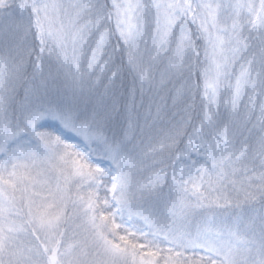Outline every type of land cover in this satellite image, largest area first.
<instances>
[{
	"label": "snow or ice",
	"instance_id": "1",
	"mask_svg": "<svg viewBox=\"0 0 264 264\" xmlns=\"http://www.w3.org/2000/svg\"><path fill=\"white\" fill-rule=\"evenodd\" d=\"M0 264H264V0H0Z\"/></svg>",
	"mask_w": 264,
	"mask_h": 264
}]
</instances>
